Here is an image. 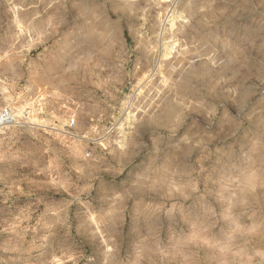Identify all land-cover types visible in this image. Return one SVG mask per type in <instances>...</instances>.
<instances>
[{"label":"rangeland","instance_id":"rangeland-1","mask_svg":"<svg viewBox=\"0 0 264 264\" xmlns=\"http://www.w3.org/2000/svg\"><path fill=\"white\" fill-rule=\"evenodd\" d=\"M4 107L0 264H264V0H0Z\"/></svg>","mask_w":264,"mask_h":264},{"label":"built area","instance_id":"built-area-1","mask_svg":"<svg viewBox=\"0 0 264 264\" xmlns=\"http://www.w3.org/2000/svg\"><path fill=\"white\" fill-rule=\"evenodd\" d=\"M28 109V108H26ZM29 113L30 111H25ZM24 116V115H23ZM18 120V117L11 111L9 107H4L0 111V125H7L14 121ZM76 124V118L73 114H69V118L67 121V128L72 129Z\"/></svg>","mask_w":264,"mask_h":264},{"label":"bare ground","instance_id":"bare-ground-1","mask_svg":"<svg viewBox=\"0 0 264 264\" xmlns=\"http://www.w3.org/2000/svg\"><path fill=\"white\" fill-rule=\"evenodd\" d=\"M167 1V0H166ZM171 4V3H170ZM173 4V3H172ZM166 6V5H165ZM171 6V5H170ZM160 8H162V7H160ZM168 8V7H167ZM164 9V8H163ZM173 9H175V8H173ZM169 10V9H168ZM162 12H163V10H162ZM167 12V11H166ZM169 12V11H168ZM167 12V13H168ZM175 12V11H174ZM173 13V12H172ZM172 13L171 14H169L170 16L172 15ZM189 14V13H188ZM167 15V14H166ZM191 15V14H190ZM233 16V15H232ZM175 19V18H174ZM172 20V22H171V24L169 25L170 27L169 28H172V26L173 25H175V24H173L174 22H173V19H171ZM194 20V19H193ZM175 21V20H174ZM191 23V22H190ZM179 24V23H178ZM186 24V23H185ZM191 24H193V23H191ZM177 25V24H176ZM184 25V24H183ZM188 26V25H187ZM174 28V27H173ZM175 28H177V27H175ZM165 29V28H164ZM174 29H172V31H173ZM177 30H178V28H177ZM187 30V29H186ZM168 32L170 31L171 32V30H167ZM167 31H165V32H167ZM175 31V30H174ZM179 31V30H178ZM180 31H181V29H180ZM169 32V33H170ZM182 32H185V31H183L182 30ZM175 33V32H174ZM173 33V34H174ZM182 34V33H181ZM184 34V33H183ZM186 34V33H185ZM171 34H169V36H170ZM168 36V37H169ZM180 36H182V37H185V36H187V35H185V36H183V35H180ZM197 37V36H196ZM173 38H174V36H173ZM190 39V38H189ZM175 40V39H174ZM174 40H172V41H170V42H168V43H166L165 45H166V47H164L165 48V50H164V52H163V54H162V56L163 57H167L169 54H171V49H173V45H174ZM188 40V39H187ZM189 41V40H188ZM157 42V41H156ZM163 42H165V41H163ZM209 42V41H208ZM178 43V42H177ZM157 47V46H156ZM203 55V54H202ZM159 64V63H158ZM160 65V64H159ZM214 72V71H213ZM184 79V78H183ZM183 85V84H182ZM180 91V90H179ZM173 92V91H172Z\"/></svg>","mask_w":264,"mask_h":264}]
</instances>
